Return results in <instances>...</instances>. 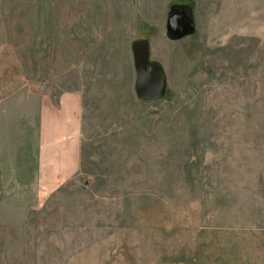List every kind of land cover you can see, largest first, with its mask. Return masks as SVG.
I'll use <instances>...</instances> for the list:
<instances>
[{"label": "rangeland", "instance_id": "374dc122", "mask_svg": "<svg viewBox=\"0 0 264 264\" xmlns=\"http://www.w3.org/2000/svg\"><path fill=\"white\" fill-rule=\"evenodd\" d=\"M215 1L0 0V264H264V0Z\"/></svg>", "mask_w": 264, "mask_h": 264}, {"label": "water", "instance_id": "95a60500", "mask_svg": "<svg viewBox=\"0 0 264 264\" xmlns=\"http://www.w3.org/2000/svg\"><path fill=\"white\" fill-rule=\"evenodd\" d=\"M192 15L187 8L174 10L168 24V36L172 39L192 34ZM136 69V94L146 102L161 101L166 90V76L159 63L150 61V49L145 43L133 46Z\"/></svg>", "mask_w": 264, "mask_h": 264}, {"label": "crops", "instance_id": "0c3cea01", "mask_svg": "<svg viewBox=\"0 0 264 264\" xmlns=\"http://www.w3.org/2000/svg\"><path fill=\"white\" fill-rule=\"evenodd\" d=\"M196 1V5H203V6H214L216 5V1L215 0H194ZM213 11H211V9L208 10V13H211ZM206 21V23L208 24V31H215V28H216V20L215 19H211V18H208V19H199L198 17H196L194 15V13H192V27H191V31L196 34L197 31L200 30V28L202 27H205L203 26L201 23ZM215 23V24H214ZM214 24V25H213ZM192 33V34H193ZM192 34H190L192 36ZM188 35V36H190ZM212 36L216 37V36H230L229 34H213ZM71 101H69V99L66 101V110H68V116H69V119H70V122L72 124H74V126L77 124L78 127H79V123H78V120L76 121L74 118H77L78 117V113L79 111H81L80 108L77 107V105L74 103V100L72 98H70ZM80 109V110H79ZM77 114V115H76ZM77 144V147H78V142H76ZM78 150V149H77ZM79 152V151H78Z\"/></svg>", "mask_w": 264, "mask_h": 264}]
</instances>
